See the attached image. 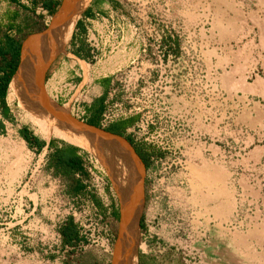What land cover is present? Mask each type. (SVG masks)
I'll return each instance as SVG.
<instances>
[{
	"label": "rangeland",
	"instance_id": "1",
	"mask_svg": "<svg viewBox=\"0 0 264 264\" xmlns=\"http://www.w3.org/2000/svg\"><path fill=\"white\" fill-rule=\"evenodd\" d=\"M112 1L111 12L88 24V59L67 53L73 28L47 67L43 88L64 106L51 95L53 72L63 59L69 61L64 75L71 62L74 69L80 64L83 84L91 75L112 80L96 106L118 120L125 86L132 91L138 77V98L126 100L138 126L131 141L152 155L142 175L137 261L145 252L147 264H264V196L253 193L264 188V0ZM6 8L0 2V22ZM139 27L154 29L160 39L170 33L168 63L162 47L133 51ZM157 56H164L162 63ZM143 57L153 60V69L141 64ZM9 98L7 88V106H0V264H111L119 219L110 238L105 221L94 217H103L98 209L56 196L41 172L47 153L35 142L63 140L45 138ZM79 149L86 191L99 197L108 189L120 207L103 166ZM68 221L78 229L75 246L59 233Z\"/></svg>",
	"mask_w": 264,
	"mask_h": 264
},
{
	"label": "crops",
	"instance_id": "2",
	"mask_svg": "<svg viewBox=\"0 0 264 264\" xmlns=\"http://www.w3.org/2000/svg\"><path fill=\"white\" fill-rule=\"evenodd\" d=\"M0 2L8 9L5 15H2L3 20L0 22L1 82L9 74L10 66H18L19 59L17 61L14 55L19 46L21 50L22 43L28 36L45 30L51 17L60 7L62 0H0ZM114 4L112 0H89L87 7L76 22L69 44L66 47L68 54L82 58L83 62L88 59L91 51L88 50L84 40L88 34V24L94 23L108 11L111 12ZM128 32L131 31L126 29L125 34L128 35ZM123 34L124 30H122ZM143 37H150V39L145 40ZM173 42L174 39H170V33H168L167 38L160 39L159 33H155L154 29L139 27V44H132L131 46H134L133 51L142 53H155L158 52L160 47H162V50L167 49L168 52ZM131 46L127 48L129 51L132 49ZM141 60L143 66L153 69V60H144V57ZM68 62L67 59H63L55 67L52 76L51 95L60 103L68 104L75 117L84 124L101 126L103 114L100 115L97 108H101V106L97 107L96 103L104 98L109 85L112 84V80L91 75L90 80L83 84L85 77L80 64L74 69L73 66L76 64L71 62L70 71L68 69V74L64 75L63 70L67 69ZM97 90L101 91V94L93 95V92ZM81 97L83 98L82 101L79 100ZM0 106L2 110H5L7 106L5 105V98L4 102L0 100ZM135 119L129 117L119 118L118 120H111L108 125L113 127L126 122L124 135L131 139L135 136L134 130L138 127L134 122ZM134 145L136 148L141 149L139 142L134 143ZM141 150L143 154L147 155L146 151ZM38 152L43 155L44 152L47 153L41 163V172L43 173V179L49 181V184H53L56 196L61 200H75L86 206L90 203L96 211L98 209L99 213L103 215L102 219L106 224L107 235L111 238L117 220L120 221V207H118L114 195L108 189H105L99 197L86 191L81 171L85 153L79 147L65 141H51L50 144L46 142ZM253 193L264 196V188H259L257 191L253 189ZM65 224L63 223V226ZM75 228L78 230L77 227ZM150 258L151 256L147 253L140 252L138 264H147Z\"/></svg>",
	"mask_w": 264,
	"mask_h": 264
},
{
	"label": "bare ground",
	"instance_id": "3",
	"mask_svg": "<svg viewBox=\"0 0 264 264\" xmlns=\"http://www.w3.org/2000/svg\"><path fill=\"white\" fill-rule=\"evenodd\" d=\"M87 1L62 0L46 29L24 40L17 69L8 86L9 101H17L18 107L32 116L35 126L45 133V138L47 134H52L69 144L90 151L108 171L109 178L114 173L112 165H109V155L117 154L125 167L122 170V182L125 188L131 184L132 188L129 192L125 190L119 193L121 217L111 264H137L136 243L143 200V164L139 163V159L122 138L74 121L64 108L68 104L62 107L55 104L47 97L43 88L47 67L53 57L63 51Z\"/></svg>",
	"mask_w": 264,
	"mask_h": 264
},
{
	"label": "trees",
	"instance_id": "4",
	"mask_svg": "<svg viewBox=\"0 0 264 264\" xmlns=\"http://www.w3.org/2000/svg\"><path fill=\"white\" fill-rule=\"evenodd\" d=\"M19 50H20V46L19 48L17 49L16 51V54L14 55V58L18 61L19 59ZM78 57V56H76ZM80 58V57H79ZM16 68L15 65L14 66H10L8 72L9 74L6 75L3 80L0 82V100L2 102H4V98H5V95H6V90L8 88V85L12 79V77L14 76L15 74V71H16ZM3 115L5 116V118L7 117L6 114H4L3 112ZM133 121V120H131ZM127 123L124 122V123H121V124H118L116 126H113V127H108L107 129H105L104 131L108 132V133H111L113 135H117V136H120L122 138H124L131 146L132 148L134 149L135 153L138 155V157L140 158V160L142 161L145 169H148L149 166H150V162H149V158L152 154H148V155H145L143 153H141L134 145V143L131 141L130 138L126 137L124 135V130H125V127H126ZM93 127H98L96 125H91ZM21 137L27 142L29 143L30 142V139L27 137V135L25 133H21ZM35 145L37 146V150L40 151L42 149V147H44L45 143L44 142H40V141H36L35 142ZM154 154V153H153ZM140 227L142 228V223L140 222ZM59 233L63 239V242L69 246H75L76 243L79 241V238H78V233H77V230L75 228V225L71 222V221H68L65 226L61 227L59 229Z\"/></svg>",
	"mask_w": 264,
	"mask_h": 264
},
{
	"label": "flooded vegetation",
	"instance_id": "5",
	"mask_svg": "<svg viewBox=\"0 0 264 264\" xmlns=\"http://www.w3.org/2000/svg\"><path fill=\"white\" fill-rule=\"evenodd\" d=\"M106 133H108V132H106ZM109 134H111V133H109ZM113 135V134H112ZM114 136H117V135H114ZM118 137H120V136H118ZM120 138H122V137H120ZM123 139V141H124V143L133 151V149H132V147L129 145V143L124 139V138H122ZM141 153H143L142 152V150L140 149V148H137ZM133 153H134V151H133ZM134 155L136 156V158H138L137 156L138 155H136L135 153H134ZM109 158H110V163H109V165L111 166L112 165V167H113V169H112V167H111V169L114 171V173H113V176H111L110 178H109V174H108V171L105 169V172H106V175H107V179L109 180V182L112 184V187H113V189H114V191L116 192V195H117V197L120 199V194L119 193H122L123 191H125L126 190V192H129V190L132 188V184L128 187V188H125V186H124V182H122V179H123V177H124V171H122L123 170V168L125 169V167L123 166V164L119 161L120 159L118 158V156H117V154H115V153H113L111 156L109 155ZM115 159V160H114ZM118 159V160H117ZM139 159V158H138ZM99 162V161H98ZM118 162V164H116ZM141 161H140V159H139V163H140ZM100 163V162H99ZM142 163V162H141ZM140 163V164H141ZM121 164H122V166H121ZM114 165V166H113ZM142 165V164H141ZM115 167V168H114ZM121 172V173H120ZM119 176V177H118ZM120 177H121V179H120ZM114 185V186H113ZM117 188H116V187ZM119 191V192H118ZM120 207H121V201H120Z\"/></svg>",
	"mask_w": 264,
	"mask_h": 264
},
{
	"label": "built area",
	"instance_id": "6",
	"mask_svg": "<svg viewBox=\"0 0 264 264\" xmlns=\"http://www.w3.org/2000/svg\"><path fill=\"white\" fill-rule=\"evenodd\" d=\"M162 58L164 59V56H162ZM162 58L160 59V57L157 56L156 63H162L163 62ZM170 58H171V56H170V50H169L167 52V55H166V59H167L166 62L167 63L169 62ZM128 74H129V77L132 76L131 72H129ZM136 83H138V77H136V79H135V85H134L132 91L129 89L128 85L125 86L126 87L125 90H124L125 102L122 103V111H121L120 117H118V118H125V117L130 116L133 113L134 109L131 107L130 102H127L126 100H128L130 98L131 99L138 98V96H139V87H138V85ZM108 119H109L108 116H106L105 114L102 115V122H101L102 126H104V124H107V123H109L111 121V120H108ZM91 209H92V211L96 212L95 208L92 205H91ZM95 216L98 218V220H96L97 222L102 220V217L99 214L98 215L95 214L94 217Z\"/></svg>",
	"mask_w": 264,
	"mask_h": 264
},
{
	"label": "water",
	"instance_id": "7",
	"mask_svg": "<svg viewBox=\"0 0 264 264\" xmlns=\"http://www.w3.org/2000/svg\"><path fill=\"white\" fill-rule=\"evenodd\" d=\"M78 123H80V122H78ZM93 127V126H92ZM106 132V131H105ZM130 145V144H129ZM131 146V145H130ZM132 147V146H131ZM133 149V148H132ZM133 151H134V149H133ZM134 153H135V151H134ZM136 154V153H135ZM137 155V154H136ZM138 157V156H137ZM139 158V157H138ZM140 159V158H139ZM141 161V160H140ZM142 162V161H141ZM143 164V163H142ZM144 166V165H143ZM144 170H145V167H144Z\"/></svg>",
	"mask_w": 264,
	"mask_h": 264
}]
</instances>
